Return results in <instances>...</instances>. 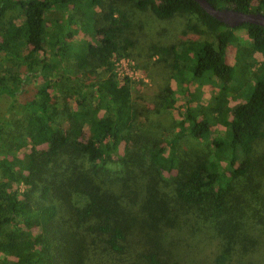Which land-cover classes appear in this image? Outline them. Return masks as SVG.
<instances>
[{
  "label": "trees",
  "instance_id": "trees-1",
  "mask_svg": "<svg viewBox=\"0 0 264 264\" xmlns=\"http://www.w3.org/2000/svg\"><path fill=\"white\" fill-rule=\"evenodd\" d=\"M87 1L0 0V264H264V27ZM119 58L162 81L134 88Z\"/></svg>",
  "mask_w": 264,
  "mask_h": 264
},
{
  "label": "rangeland",
  "instance_id": "rangeland-1",
  "mask_svg": "<svg viewBox=\"0 0 264 264\" xmlns=\"http://www.w3.org/2000/svg\"><path fill=\"white\" fill-rule=\"evenodd\" d=\"M155 2H158V0H152ZM258 1L259 0H252L249 4V8H255L258 5ZM70 6H72L71 3H69ZM68 5V6H69ZM81 7L82 8H87L90 7L94 10H98L97 8V3L96 1H92V0H88L87 2H82L81 3ZM66 10V6L61 7V9L59 11H54L53 12V16H59L61 14V12H64ZM262 12H264L263 10H261ZM238 30H236L235 32H237ZM189 37H197V38H203L199 35L196 34H189ZM241 38H245L244 34L241 32L239 35ZM246 39V38H245ZM114 61V67H115V72L118 76H127L130 80L134 81L132 84L133 86H136L134 88H143L146 86H151L153 84V82H161V76L163 75V73H161V70H158V76L154 75V71L152 72V77L153 80L151 81V79L148 78V71L145 69L143 62L135 60V59H130V58H119L117 60H113ZM226 61L228 64H230L231 66H235L236 63V57H235V49L232 47L227 48L226 50ZM256 66H254L253 68H255ZM49 72L46 73V76H48ZM244 78L241 77V75H237L235 76V88L240 87L244 80ZM170 84L172 87H174V81H170ZM155 87V86H154ZM220 86L218 84H214V83H206L203 87H202V96L203 98H205L206 100L209 99L212 95L214 94H218V93H222L223 94V89L219 88ZM192 89V88H191ZM9 97L6 95H1L0 96V111H4L6 110L5 108L8 105V99ZM58 99L56 98V100H54L53 105H57L58 103ZM233 100L229 101V105L233 104ZM217 130L220 132L223 130V125L222 124H218L216 126ZM45 144L41 145L44 146Z\"/></svg>",
  "mask_w": 264,
  "mask_h": 264
},
{
  "label": "water",
  "instance_id": "water-1",
  "mask_svg": "<svg viewBox=\"0 0 264 264\" xmlns=\"http://www.w3.org/2000/svg\"><path fill=\"white\" fill-rule=\"evenodd\" d=\"M200 8L216 20L229 27H237L243 23L257 24L264 27V12H242L233 8H215L207 0H194Z\"/></svg>",
  "mask_w": 264,
  "mask_h": 264
}]
</instances>
